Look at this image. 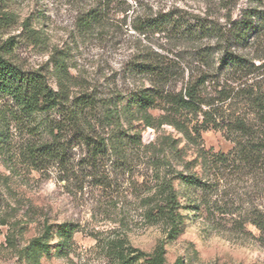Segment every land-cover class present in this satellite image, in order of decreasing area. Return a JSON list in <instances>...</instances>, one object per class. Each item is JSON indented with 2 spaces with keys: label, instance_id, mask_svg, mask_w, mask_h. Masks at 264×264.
I'll list each match as a JSON object with an SVG mask.
<instances>
[{
  "label": "rangeland",
  "instance_id": "rangeland-1",
  "mask_svg": "<svg viewBox=\"0 0 264 264\" xmlns=\"http://www.w3.org/2000/svg\"><path fill=\"white\" fill-rule=\"evenodd\" d=\"M127 1L130 10L112 3L105 27L84 34L76 27V16L93 0H0V43L12 38L10 57L26 70L42 69L55 89L53 60L60 59L71 95L87 92L107 100L147 85L146 78L129 69L132 60L153 52L177 63V89L192 71L214 72L223 48L218 36L224 35L228 23L249 8L264 11V0ZM134 8L172 10L201 30L138 34L132 28ZM259 21L248 40L231 47L254 67L242 77L212 76L215 81L205 84V93L241 83L264 94V19ZM246 99L217 103L224 119L219 128L189 139L171 125L143 129V123H136L141 144L127 145L122 161L112 150L92 161L86 147L66 131L61 134L63 160L36 168L28 162L26 149L48 137L49 121L58 120L60 112L39 114L24 124L12 120V106L0 98V264H34L21 252L45 225L62 223L75 228L66 253L57 256L52 250L39 264H122L109 244L118 238L146 253L163 244L165 264H264V152L257 166L237 163L235 156L222 163L212 159L216 153L230 155L236 142L264 145V114ZM150 112L156 118L165 113ZM235 117L245 119V133L225 127ZM183 121L192 125L197 118L188 114ZM104 124H95L97 132L111 138L115 126ZM163 144H173L176 151L161 154ZM179 171L203 177L207 187L180 190L182 205L192 203L198 209L191 210L183 232L168 239L166 225L147 218L145 209L156 199L158 179ZM136 264L148 263L142 259Z\"/></svg>",
  "mask_w": 264,
  "mask_h": 264
},
{
  "label": "trees",
  "instance_id": "trees-1",
  "mask_svg": "<svg viewBox=\"0 0 264 264\" xmlns=\"http://www.w3.org/2000/svg\"><path fill=\"white\" fill-rule=\"evenodd\" d=\"M127 2V0H93L92 4L78 11L77 29L84 34L93 32L96 28L103 29L111 4L116 3L118 7L125 6L124 12H127L133 7ZM132 12L135 14L132 28L138 34L166 32L182 35L185 32L197 34L201 30V25L198 28L190 27L186 18L172 10L154 13L148 8H134ZM261 18L264 19V11L249 8L239 19L228 23L224 35L218 36L223 48L220 49L218 65L214 72L192 71L186 83L177 89L174 72L178 69L175 67L177 63L158 52H153V55L132 60L129 69L132 75L146 78L147 85L126 93H116L107 100L99 99L87 92L71 95L68 92L67 69L60 59L53 60L58 86L55 89L49 84L47 74L42 69L26 70L10 57L12 38L3 41L0 43V98L5 99L12 106L10 111L12 120L31 124L39 114H48L52 111L60 112L61 116L58 120L49 121L47 138L27 147L28 162L40 168L48 162L62 161L65 150L62 140H65V137L61 134L66 131L72 132L74 137L86 147L92 161L97 162L111 150L122 161L126 157L127 145L141 144V129H136V123H143V129L159 128L162 124L171 125L189 139L192 137L191 134L200 136L202 130L219 128L220 121L224 120L220 114L221 108L216 105L219 102L247 97V102L264 114V94L258 89H249L254 86H241V83L237 86H221L214 93H205L203 89L207 82L215 81L212 76L226 73L229 77H242L250 66L254 67L231 47L240 46L242 42L248 40L250 35L258 30ZM209 32L214 31L210 29ZM151 110L165 111V113L156 118ZM188 114H193L197 118L192 125L183 121ZM227 122L225 127L230 132L243 134L248 129L243 118H230ZM103 123L115 126L114 132L109 135L111 138L97 132L95 126H101ZM124 126L125 129H122ZM259 144L252 143L250 147L236 142L230 155L216 153L212 155V159L222 163L235 156L237 163L257 166L259 155L264 152V145L259 147ZM162 146H164L161 148L163 155L167 150L176 151L173 144ZM206 187V180L196 174H185L180 171L175 172L171 177L165 174L158 179L153 192L156 199L146 204L147 218L154 222L162 221L167 228L166 238H176L186 227L191 210L198 209L192 203L182 205L180 190L198 191L205 190ZM74 233L75 228L71 224L45 225L41 234L33 237L20 255L34 264H39L43 257H49L52 250L57 252V256H63ZM53 241L56 242L55 245H52ZM109 244L115 258L122 264H136L142 259L148 264H165V250L161 243L156 245L152 253L134 248L123 238L112 240Z\"/></svg>",
  "mask_w": 264,
  "mask_h": 264
}]
</instances>
